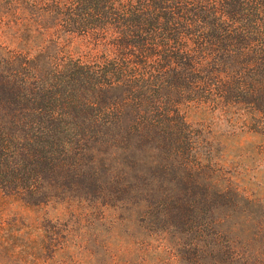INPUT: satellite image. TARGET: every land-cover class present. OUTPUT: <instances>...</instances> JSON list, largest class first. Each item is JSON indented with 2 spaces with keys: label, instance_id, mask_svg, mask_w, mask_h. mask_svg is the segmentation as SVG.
Listing matches in <instances>:
<instances>
[{
  "label": "trees",
  "instance_id": "16d2710c",
  "mask_svg": "<svg viewBox=\"0 0 264 264\" xmlns=\"http://www.w3.org/2000/svg\"><path fill=\"white\" fill-rule=\"evenodd\" d=\"M246 150L264 0H0V264L107 225L161 241L141 264H264Z\"/></svg>",
  "mask_w": 264,
  "mask_h": 264
},
{
  "label": "rangeland",
  "instance_id": "374dc122",
  "mask_svg": "<svg viewBox=\"0 0 264 264\" xmlns=\"http://www.w3.org/2000/svg\"><path fill=\"white\" fill-rule=\"evenodd\" d=\"M251 152L246 150L242 156L241 168L245 173H240V185L252 199H264V155ZM157 241L158 238H154L150 242L132 230L122 229L116 233L107 225L90 231L81 229L72 240V251L78 257L77 264H141L146 256L154 261L160 258L157 253L147 252L149 244L158 248L161 241ZM163 254L162 257H166ZM24 263L19 258V261H5L3 264Z\"/></svg>",
  "mask_w": 264,
  "mask_h": 264
}]
</instances>
